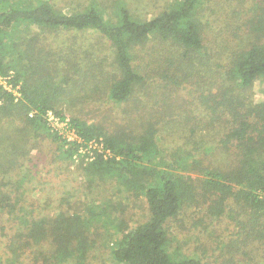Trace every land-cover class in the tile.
I'll use <instances>...</instances> for the list:
<instances>
[{
    "label": "trees",
    "instance_id": "16d2710c",
    "mask_svg": "<svg viewBox=\"0 0 264 264\" xmlns=\"http://www.w3.org/2000/svg\"><path fill=\"white\" fill-rule=\"evenodd\" d=\"M33 1L0 0V77L20 94L16 97L0 85V226L6 221L11 229L5 234L0 264L27 259L31 264H90L94 236L109 246L108 255L116 264H205L196 254L170 247L169 222L192 203L204 210V218L195 223L206 218L209 225L218 220L233 224L231 238L221 246L222 264H241L243 258L246 264H264V100L240 111L244 96L238 92L257 80L264 83V2L244 22L246 42L234 51L224 77L210 80L209 86L195 81L202 103L208 97L216 102L210 105L212 118L229 116L219 139L199 138L195 151L221 159L204 163L195 155L187 164L193 152L186 151L182 163L174 160L160 169L154 160L153 122L140 123L133 136L124 127L67 116L62 103L79 90L84 92L82 99L93 96L91 103L104 98L115 104L128 102L145 83L133 51L151 39L183 49L187 58L201 54L206 47L203 29L210 18L203 12L208 20H202L198 12L203 7L212 15V0H179L149 19L136 18L123 4L113 19L106 18L96 3L67 13L48 0ZM219 7L227 9L223 3ZM47 30L74 35L69 43L53 46ZM84 107L80 103L78 110ZM48 112L76 134L72 140L58 136L64 159L72 160L81 150L89 154L87 159L79 157L77 165L94 195L83 213L69 211L68 200L63 201L68 210H48L41 204L45 212L27 201L25 185L36 166L34 141ZM185 165L189 168L182 170ZM101 184L114 189L102 195L104 199H99ZM116 193L143 195L147 219L128 226L112 214L121 206L114 203Z\"/></svg>",
    "mask_w": 264,
    "mask_h": 264
},
{
    "label": "rangeland",
    "instance_id": "374dc122",
    "mask_svg": "<svg viewBox=\"0 0 264 264\" xmlns=\"http://www.w3.org/2000/svg\"><path fill=\"white\" fill-rule=\"evenodd\" d=\"M20 1L34 2L33 0ZM48 1L56 9L67 13L82 11L88 5L96 3L106 18L113 19L116 18L117 8L123 4L136 18L149 19L179 0ZM260 2L264 0H212L209 4L214 9L212 15L209 9L204 11L203 7L198 12L200 19H207L202 15L203 12H206L210 18V22L204 25L203 35L206 47L200 52L201 54L193 53L187 58L182 55L183 49L172 44L160 43L156 38L151 39L133 51L134 63L145 76V83L138 86L140 90L128 102L115 104L108 98H104L100 102L91 103L94 101L93 96L92 99H82L84 92L79 90L72 99L68 98L63 102L64 104L62 103L65 115L76 114L88 121L103 122L109 128L124 127L126 133L133 136L138 134L140 123L153 122L157 130L154 137L157 148L154 160H157L155 166L160 169L166 168L168 163L174 160L182 163L183 160L180 159L186 151L193 152V156L185 159L187 164L189 162L191 164L195 155L202 156L204 163L209 161L217 163L221 159L218 154L205 155L195 151V140L213 138L216 141L219 139L220 132L226 124L225 118L229 116L225 113L220 119L212 118L215 114H210L213 111L210 105L215 106L216 102L208 97L206 100L208 104L202 103V99L198 96L199 91L195 90V81L200 80L201 85L209 86L210 80L219 81L224 77L225 69L231 65L230 59L234 51L245 44L244 22L252 18L255 6ZM222 3L227 6L228 11L219 7ZM46 32L47 41L53 46L69 43V39L74 35L62 31L55 33L47 30ZM83 36L79 34V37ZM218 81L214 83L219 85ZM2 83L5 82L2 81ZM238 92L243 93L244 96L242 97L244 104L240 108V111H243L248 105L264 100V83L257 80L247 91L238 88ZM134 98L136 99L133 100ZM80 103L85 106L84 111L78 110ZM50 113L45 114L46 124L35 137L32 156L36 166L33 167L32 180L25 185L27 201L32 202L42 212L45 210L42 209L41 204L45 203L48 205V210L54 211L57 207L68 210L70 205L69 211L77 210L83 213L94 195L87 189L86 180L77 165L80 163L79 157L87 159L89 154L81 150L78 155L72 157V160L64 159L58 136L72 140L76 138V134L57 118L50 119ZM210 118L213 119V125L209 122ZM164 162L165 164H162ZM186 168L189 166L185 165L182 170ZM185 172L194 178L198 176L195 171ZM100 186L101 198L99 199H104L102 195L106 196L114 190L108 184ZM114 195V203H120L121 206L112 210L111 213L124 218L128 226H135L147 219L148 208L143 195L139 197L121 193ZM67 200L69 205L63 202ZM73 204L77 206L75 209ZM203 212L204 210L195 203L182 207L180 213L168 225L170 247L178 248V251L185 255L196 254L205 264H222L221 246L224 241L231 238L234 231L233 224L228 220H218L213 225H209L206 218L203 222L195 223L196 218H204ZM230 219L234 222L232 218ZM3 223L5 227L0 226V257L4 255L3 245L7 238L5 234L11 231L10 223L6 221ZM94 239L95 244L90 251V264H116L108 255L109 246L105 245L104 241L101 242L98 236H94ZM241 262L246 264L244 258ZM22 264L31 263L27 259ZM230 264H232L231 261Z\"/></svg>",
    "mask_w": 264,
    "mask_h": 264
},
{
    "label": "built area",
    "instance_id": "2783aa9c",
    "mask_svg": "<svg viewBox=\"0 0 264 264\" xmlns=\"http://www.w3.org/2000/svg\"><path fill=\"white\" fill-rule=\"evenodd\" d=\"M2 81H4L5 83H2ZM6 82H7V80H5L4 78L0 77V85H2L3 87L7 88L8 90H11L13 92V94L16 95V97H20V94L17 91V89H12V87L10 85H8ZM48 113H50V112H48ZM49 115H51L50 119L55 118L52 113H50Z\"/></svg>",
    "mask_w": 264,
    "mask_h": 264
}]
</instances>
